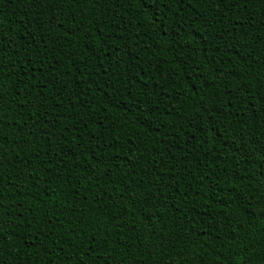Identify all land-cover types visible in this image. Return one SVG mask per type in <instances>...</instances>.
Here are the masks:
<instances>
[{
  "label": "trees",
  "instance_id": "16d2710c",
  "mask_svg": "<svg viewBox=\"0 0 264 264\" xmlns=\"http://www.w3.org/2000/svg\"><path fill=\"white\" fill-rule=\"evenodd\" d=\"M261 209L264 0H0V264H264Z\"/></svg>",
  "mask_w": 264,
  "mask_h": 264
},
{
  "label": "snow or ice",
  "instance_id": "6c2138e0",
  "mask_svg": "<svg viewBox=\"0 0 264 264\" xmlns=\"http://www.w3.org/2000/svg\"><path fill=\"white\" fill-rule=\"evenodd\" d=\"M175 3L179 4V3H182L183 0H174ZM253 215H255V212L253 213ZM260 215L261 216H264V209H261L260 210Z\"/></svg>",
  "mask_w": 264,
  "mask_h": 264
}]
</instances>
